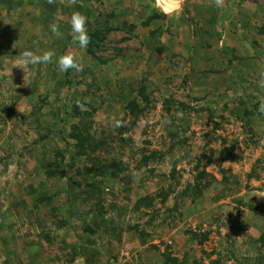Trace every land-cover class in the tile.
Segmentation results:
<instances>
[{"label":"rangeland","instance_id":"rangeland-1","mask_svg":"<svg viewBox=\"0 0 264 264\" xmlns=\"http://www.w3.org/2000/svg\"><path fill=\"white\" fill-rule=\"evenodd\" d=\"M116 1L0 0V264H264V0Z\"/></svg>","mask_w":264,"mask_h":264},{"label":"clouds","instance_id":"clouds-1","mask_svg":"<svg viewBox=\"0 0 264 264\" xmlns=\"http://www.w3.org/2000/svg\"><path fill=\"white\" fill-rule=\"evenodd\" d=\"M49 2L51 3L52 0H49ZM72 3H75V0H72ZM214 3L217 7H223L224 0H214ZM152 7L157 11L161 12L165 16L178 17L182 10V0H154ZM55 21L56 22H53L50 25V30L55 35L56 38L62 39L64 33L61 31L59 27L60 17L56 16ZM87 23H88V18L85 14L79 11H74L71 14L69 24L73 36V43H78L80 48H87V46L91 42V37L88 33ZM13 47L15 48L16 44H14ZM54 56H55V52L53 50H46L43 51L42 54H37L32 50L25 49L22 52H20L19 56L17 57L14 63V67H18L24 72L25 75L23 77V80L25 85H27L30 75L29 67L40 64L47 65L53 63ZM55 62L58 65L59 71L61 72H67L70 69L75 70V72H82L85 67V65L80 62V59L78 58L77 54L73 51L66 52L65 54L59 56L58 60ZM261 86H264V82H262ZM77 104L81 108H83V105L80 104L79 101H77ZM120 126H122L121 121L116 120L114 118V127H120ZM255 196L264 198V194L261 193H258Z\"/></svg>","mask_w":264,"mask_h":264},{"label":"crops","instance_id":"crops-1","mask_svg":"<svg viewBox=\"0 0 264 264\" xmlns=\"http://www.w3.org/2000/svg\"><path fill=\"white\" fill-rule=\"evenodd\" d=\"M109 1V0H108ZM154 3V2H153ZM153 3H151V4H149V3H146V5L144 4L143 6H142V10H143V12H142V14H143V17H141V18H147V17H149V16H151V15H153V14H155V19H158V18H165V17H168V16H165V15H163L161 12H159V11H157L156 9H154L153 7H152V4ZM109 6H108V8H107V10H113V8H117V9H119L123 4L120 2V1H116V4H113V5H111L110 3L108 4ZM105 8H106V6H105ZM145 16V17H144ZM160 20V19H159ZM162 20V19H161ZM156 28V27H155Z\"/></svg>","mask_w":264,"mask_h":264},{"label":"trees","instance_id":"trees-1","mask_svg":"<svg viewBox=\"0 0 264 264\" xmlns=\"http://www.w3.org/2000/svg\"><path fill=\"white\" fill-rule=\"evenodd\" d=\"M154 16H155V14L149 16V17H148V20H152V18H153ZM99 41H100V39H99L98 37L94 36L93 39H92V43H91L92 46H93V47H96V45H98ZM90 46H91V45H90ZM115 173H116V172H115Z\"/></svg>","mask_w":264,"mask_h":264}]
</instances>
